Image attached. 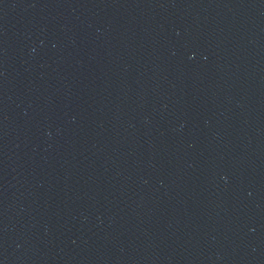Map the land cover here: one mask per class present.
Wrapping results in <instances>:
<instances>
[{
    "label": "water",
    "instance_id": "95a60500",
    "mask_svg": "<svg viewBox=\"0 0 264 264\" xmlns=\"http://www.w3.org/2000/svg\"><path fill=\"white\" fill-rule=\"evenodd\" d=\"M0 264H264V0H0Z\"/></svg>",
    "mask_w": 264,
    "mask_h": 264
}]
</instances>
